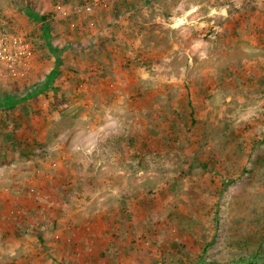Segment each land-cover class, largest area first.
<instances>
[{
	"label": "rangeland",
	"instance_id": "obj_1",
	"mask_svg": "<svg viewBox=\"0 0 264 264\" xmlns=\"http://www.w3.org/2000/svg\"><path fill=\"white\" fill-rule=\"evenodd\" d=\"M90 1L0 0V264H264V0Z\"/></svg>",
	"mask_w": 264,
	"mask_h": 264
},
{
	"label": "built area",
	"instance_id": "obj_2",
	"mask_svg": "<svg viewBox=\"0 0 264 264\" xmlns=\"http://www.w3.org/2000/svg\"><path fill=\"white\" fill-rule=\"evenodd\" d=\"M104 0H91L84 7L86 12H90L94 7H98ZM63 15H65L63 13ZM31 52L23 47L16 40H8L0 34V62L8 65V71L11 75H15L16 66L20 65L23 60H27Z\"/></svg>",
	"mask_w": 264,
	"mask_h": 264
},
{
	"label": "trees",
	"instance_id": "obj_3",
	"mask_svg": "<svg viewBox=\"0 0 264 264\" xmlns=\"http://www.w3.org/2000/svg\"><path fill=\"white\" fill-rule=\"evenodd\" d=\"M173 124V123H172ZM172 124L171 125H169V123L167 124V126L165 127L166 128V130H168L167 132H165V133H169L170 134V140H168L167 141V143H169V141H171V135H172V133L174 132V129L172 128ZM166 138H167V136H165ZM15 136L13 137L12 136V143L15 141ZM172 139H176V138H172ZM176 141V140H175ZM167 145V144H166Z\"/></svg>",
	"mask_w": 264,
	"mask_h": 264
}]
</instances>
